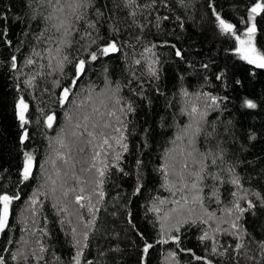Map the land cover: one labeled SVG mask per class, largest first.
<instances>
[{
	"label": "snow or ice",
	"instance_id": "obj_1",
	"mask_svg": "<svg viewBox=\"0 0 264 264\" xmlns=\"http://www.w3.org/2000/svg\"><path fill=\"white\" fill-rule=\"evenodd\" d=\"M230 8L0 0V264H264V0Z\"/></svg>",
	"mask_w": 264,
	"mask_h": 264
},
{
	"label": "trees",
	"instance_id": "obj_2",
	"mask_svg": "<svg viewBox=\"0 0 264 264\" xmlns=\"http://www.w3.org/2000/svg\"><path fill=\"white\" fill-rule=\"evenodd\" d=\"M6 2H10V0H6ZM233 2H240L242 4L243 0H221V3L225 5L226 12L231 11L230 5ZM16 7L19 8L20 5L17 3ZM199 33L200 29L197 28L196 31L193 32V37L199 42V45L203 49L207 50L209 48L215 49L220 47L219 43L213 38L212 32L210 30L208 32H205L203 35ZM168 87H173L170 81L168 82ZM193 87H195V83H193ZM260 90H264V85H262L261 88H258V91ZM10 103L11 95L8 91V88L6 87V82L0 79V129L4 130L3 136L5 137L3 141H0V166L7 168H12V166L15 164V150L12 143L15 132L12 128V120L10 117ZM257 111L259 112L258 115H253L245 119V125H252L257 130L264 132V111ZM157 139L159 141L160 137H157ZM257 152H264V143H258L256 149L248 153L249 159L256 155ZM156 156L157 152L152 151L150 154V158L152 160H155ZM152 187H154V184L150 183L149 188L151 189ZM31 191L32 188L26 189V192H28L29 194L31 193ZM148 194L149 193H145V196H147ZM162 262L163 253L160 252L155 254L153 264H162Z\"/></svg>",
	"mask_w": 264,
	"mask_h": 264
}]
</instances>
